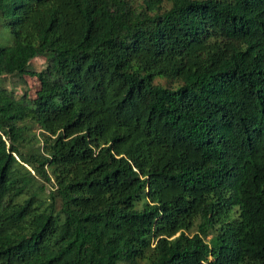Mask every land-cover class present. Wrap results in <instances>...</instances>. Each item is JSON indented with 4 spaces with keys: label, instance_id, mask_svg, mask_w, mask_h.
<instances>
[{
    "label": "trees",
    "instance_id": "trees-1",
    "mask_svg": "<svg viewBox=\"0 0 264 264\" xmlns=\"http://www.w3.org/2000/svg\"><path fill=\"white\" fill-rule=\"evenodd\" d=\"M2 26L0 78L42 87H0V264H264V0H0Z\"/></svg>",
    "mask_w": 264,
    "mask_h": 264
},
{
    "label": "rangeland",
    "instance_id": "rangeland-1",
    "mask_svg": "<svg viewBox=\"0 0 264 264\" xmlns=\"http://www.w3.org/2000/svg\"><path fill=\"white\" fill-rule=\"evenodd\" d=\"M11 43L10 30L6 26L0 27V45L7 46ZM34 68L43 69L45 66V59L43 57L34 60ZM19 77V76H18ZM0 87H7L10 89H16L18 93L24 92L25 89H29V94L34 96L36 92L42 87V80L37 76L26 75L21 78L5 76L0 78ZM14 89V90H15ZM40 137H43V133L38 131Z\"/></svg>",
    "mask_w": 264,
    "mask_h": 264
}]
</instances>
